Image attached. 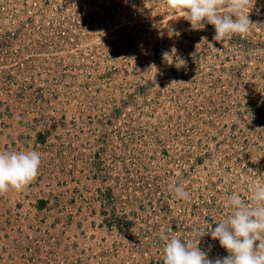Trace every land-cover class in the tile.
<instances>
[{
  "label": "rangeland",
  "instance_id": "obj_1",
  "mask_svg": "<svg viewBox=\"0 0 264 264\" xmlns=\"http://www.w3.org/2000/svg\"><path fill=\"white\" fill-rule=\"evenodd\" d=\"M252 3L250 31L215 41L164 0H0V151L41 154L0 195V264H163L165 236L228 255L196 233L264 182Z\"/></svg>",
  "mask_w": 264,
  "mask_h": 264
},
{
  "label": "clouds",
  "instance_id": "obj_2",
  "mask_svg": "<svg viewBox=\"0 0 264 264\" xmlns=\"http://www.w3.org/2000/svg\"><path fill=\"white\" fill-rule=\"evenodd\" d=\"M164 3L170 11L183 12L194 30L205 22L213 25L215 41L246 35L252 25L248 11L254 6L252 0H164ZM163 55L169 57L167 52ZM40 164L41 154L36 150L0 151V195L22 192L37 177ZM169 191L178 199L190 198L184 184L170 183ZM248 191L249 202L233 192L225 201L229 214L216 222L215 228L210 225L209 229L196 233L199 241L210 234L227 256L210 258L193 241L165 236L163 264H264V182L251 184Z\"/></svg>",
  "mask_w": 264,
  "mask_h": 264
}]
</instances>
